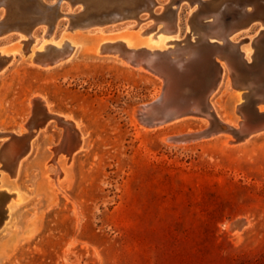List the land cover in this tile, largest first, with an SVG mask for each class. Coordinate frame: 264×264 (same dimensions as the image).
<instances>
[{
  "label": "rangeland",
  "instance_id": "obj_1",
  "mask_svg": "<svg viewBox=\"0 0 264 264\" xmlns=\"http://www.w3.org/2000/svg\"><path fill=\"white\" fill-rule=\"evenodd\" d=\"M158 1L156 14L144 11L141 18H122L124 11L114 7L86 20L84 15L73 20L60 15L54 38L59 41L78 30L72 37L79 47L52 70L31 66L25 59L31 54L28 48L39 45L26 32L0 35V51H16L0 75V130L29 132L24 124L33 114L30 99L38 95L46 98L49 112L76 121L87 141L71 161L63 148L68 125L52 118L33 136L14 177L3 168L8 147L0 138V186L22 196L0 228V264H264V133L246 140L248 135L237 136L223 127H236L224 116L239 126L236 105L244 99L238 102L237 91L242 90L231 85L225 72L211 96L216 108L202 105L201 111L190 114L195 118L146 130L145 124H153L146 110L163 90L161 76L94 53L97 39L128 34L132 22L144 21L146 28L160 20L174 25L176 11L179 32L171 34L176 36L172 44L188 50L202 31L199 4ZM69 2L63 0L62 11L83 8ZM0 8L3 17L6 6ZM92 21L113 22L68 28L70 23ZM44 25L52 31L42 23L35 28L38 34ZM102 26L104 31L87 32ZM261 28L256 22L232 35L243 49ZM20 38L27 41L21 43ZM211 69H204L198 79L206 82ZM200 86L196 84L199 92L194 94L205 91ZM183 133L195 136L184 139ZM57 165L63 168L58 180Z\"/></svg>",
  "mask_w": 264,
  "mask_h": 264
},
{
  "label": "water",
  "instance_id": "obj_2",
  "mask_svg": "<svg viewBox=\"0 0 264 264\" xmlns=\"http://www.w3.org/2000/svg\"><path fill=\"white\" fill-rule=\"evenodd\" d=\"M59 1L52 6L57 13H59L57 10ZM174 2L180 4L181 0H174ZM190 2L191 4L198 2V9H202L203 14L200 20L202 32L195 41L190 42L191 47L186 50V57L176 54L175 59H170L165 52L152 54L145 48L125 49L121 45L116 46L121 57L133 63L142 62L146 68L161 76L164 81L162 95L150 103L146 110L149 122L156 124L187 116L201 111L202 105L212 109V92L219 88L226 72L230 77L231 85L242 90L241 99H244V102L236 105V112L241 114L239 126L223 124V127L244 137L264 130V110H259L260 104L264 105V0H223L215 6H211L207 0H190ZM38 3L35 7L36 11L52 10L44 2L38 0ZM155 7V0H145V3L126 10L129 15L132 13L137 15L144 11L153 14L152 10ZM95 13L97 12H85L84 19ZM256 22H259L262 28L251 41L253 52L248 59L240 46L242 41L236 42L231 39V36L234 32L245 29ZM8 24H10V16L7 14L0 20V29ZM221 62L226 66L225 72ZM207 67L212 68L213 72L204 82L198 78L202 77ZM198 83H202L205 91L201 94H194L195 91L199 92L195 87ZM33 106V114L25 123L29 132L17 134L0 130V138H5L4 144L8 147V155L5 157L7 160L2 161L3 167L11 174L20 159L29 152L31 140L40 127L45 126L52 118L60 123L69 124L63 116L49 112L40 98L33 100ZM40 109L42 114L38 111ZM155 113L159 114L158 118H155ZM209 114L218 119L213 110ZM10 148H14L13 150L17 152L12 154L11 158L8 152ZM67 154L69 155V152ZM2 225L3 223L0 222V228Z\"/></svg>",
  "mask_w": 264,
  "mask_h": 264
},
{
  "label": "bare ground",
  "instance_id": "obj_3",
  "mask_svg": "<svg viewBox=\"0 0 264 264\" xmlns=\"http://www.w3.org/2000/svg\"><path fill=\"white\" fill-rule=\"evenodd\" d=\"M40 1L41 2H44V4L47 7H49V8L52 9V6L54 4H56L58 0L53 1V2H49L47 0H40ZM70 1L73 4H77V3L83 4V8L79 12L73 11L72 9L69 10V8H68V11L67 12H64V11H62L63 0H60L59 1V4H58V9H57L59 11V13H57L55 11V9H52V10H50V9L47 10L46 9L45 12H38V11H36V8H35L39 4L38 3V0H0V7L3 6V5H7L6 6V14L3 13L4 16L3 17H0V20H1V18H4L7 14L10 16V24H8L5 27H3V28L0 29V35L8 32V31H11V30H20L22 32H26L28 35H30L32 37V39L35 42L38 41L39 42V45H38V47L35 46V45H34L35 47H33V45H32V47H29L28 48V52L29 53L31 52V54L30 55L29 54H26L28 56H24L25 59L28 60L30 64H32L31 66H36L38 68H43L45 70H52V69L58 68L59 66L63 65L71 57V55L73 53H75L74 51H77V49L79 47L78 44L74 41V39L72 37V34H75V33H78L79 32L78 30L72 32V34H70L69 36H65L64 38L60 39L59 41H56V39L54 38V35H55L54 32H55V29L57 27V22H58L57 19H58V17L60 15H68V16L72 17V20H73L75 18L76 19L81 18V16H83V15L85 16V14H84L85 12L95 11V12H101V14H102L103 12L106 13L103 10L114 7V8H117V9L121 10L120 12L124 11V14L123 13H121V14L124 15L125 17L121 16L122 18H127V16H129V17H135V18H141L140 14H137V15L135 14L134 15V13H132V14L128 15V12H127V14H125V12L127 11L126 10L127 8H130V7L135 6V5H139L141 3H145V0H70ZM181 1H183V0H181ZM207 1H208V3L211 6H215L217 4V2H218V0H207ZM68 2H69V0H68ZM155 2H156V4L160 3L158 0H155ZM163 4H165V3H163ZM179 5H181V4H179ZM168 7H169V3H166L165 4V8H168ZM85 8H86V10H85ZM152 13L153 14H156L155 9L152 10ZM112 16H114V15H112ZM174 17H175V23H174V25L173 24H170L169 22H164V24L162 25L161 22H163V21L160 20L159 21L160 23H157L156 26H154V24L151 22L149 28H146V26H144V24L141 25V22L142 21L136 23L135 25L132 22L128 26V29L131 30L132 32H129L128 34H125V35H117V36H113V37H101V38L97 39L96 40V44L94 45V53H95L96 57H100L99 59L105 58V59H108L109 61L112 60L114 62H117L119 64H122V65H124V66H126V67H128L130 69H136V70L148 71V72H150L149 69L146 68L142 64V62L133 63L130 60L121 57L120 54H119V49H118V47H116L117 44L123 46V48H125V49L145 48L146 50H149L152 54L165 52L167 54L168 58H170V59H175L177 57L176 54L178 56H181V57L182 56L183 57H186L187 56V54H186L187 51L184 50L182 52L184 46L181 45V48L176 49V46L173 45L174 42H175L173 39L176 38V36L175 35H171V34L173 32H179L178 20H180V19H179L178 11H176V15ZM108 22H113V21H99V22L92 21L91 23H87V24H80V23L77 24L76 23V24H72V25L70 23V26L68 28L76 29V28H80L81 26H84V27L91 26L92 27V25H94V26H96V25H104V24H106ZM42 23L51 25L52 31L50 32V30H48L46 28L47 25L46 26L44 25L43 27L41 26V33L38 34L37 33V30L35 28L39 24L42 25ZM138 26H140V27H138ZM134 27H137L139 29L132 30V29H134ZM105 28L106 27H103V26L100 27V28H97L96 27L95 29L88 28L90 30H87V32H94L96 30H98V31H104ZM82 31H83V29H82ZM254 35H256V34H254ZM234 37L235 36L232 35L231 36V39L232 40H235ZM177 38H178V36H177ZM24 39H21L20 38V42L22 43V41H24V42L27 41V40H24ZM192 39H194V37ZM249 39H250V37H249ZM169 44L170 45H173V46H169ZM21 47H22V45L20 46V48ZM243 51H244L246 57L249 59L250 58V55L253 52L252 47H251V43L247 47L243 48ZM19 52H21V51H19ZM15 54H16V51H12V52L11 51L10 52L0 51V75H2L5 72V70H7V66H8L7 64L10 63L11 60L15 57ZM221 64L224 67V72H225L226 71V66H225V64L223 62H221ZM211 70H213V69H211ZM203 74H205V73H203ZM228 83H229V81H228ZM200 87H202V86H200ZM200 89H202V88H200ZM161 91L162 92L160 93V96L163 93V90H161ZM214 93H215V91L212 92V95ZM241 94H242V91L241 92L240 91L239 92L237 91L238 102L241 100ZM157 95H159V94H157ZM36 98L42 99L44 105L47 107L48 110L51 111V108H49L48 102H47V100H46V98L44 96H38L37 95L34 98L30 99L31 104L33 103V100L36 99ZM146 103L144 105L148 106L149 103H147V104ZM211 103H212V108H216L215 107V102L213 101L212 98H211ZM140 105L141 104H139L138 107H140ZM32 106H33V104H32ZM146 108L147 107H145V109ZM32 109L33 108H31V110ZM152 109H154V108H152ZM156 109L158 110L159 108H156ZM157 110H156V112H157ZM208 110H210V109H208ZM259 110H264V105L259 106ZM213 111L215 112V110H213ZM143 112H144V110H143ZM158 113H155L154 114L155 118H158V115H159ZM65 117H66V119H68L69 124H67L68 127H66L67 131L65 133L66 135H65L64 142H63L64 143V147L63 148H64V150H66L67 152H69V155H70L69 156L70 157L69 159L71 160V159H73V157L75 156V153L78 150H82V149H85L86 148L87 141H86L85 135L78 130V125L79 124L76 121H74L71 117H69L67 115ZM193 117L194 116H190V115H188V116H181V117H177V118H174L172 120H169L168 122H160V123L152 124L150 127H146L147 125L145 124L146 126L144 125L143 127L146 130H154V129H157V128L165 127L166 125H169L171 123H175V122H178V121H181V120H184V119H188V118H193ZM196 117H198V116L196 115ZM224 117H225L224 118L225 119V122L230 123V124L232 123L236 127L238 126L237 121H235V120L234 121L233 120H229L228 118H226V116H224ZM143 119H144V117H143ZM136 125H137V123H136ZM21 126H22V129L20 128V130H21V132H24V130H25L24 126L23 125H21ZM138 126H139V124H138ZM141 126H142V124H141ZM210 133H212V132H209V134ZM261 133H264V130H259L257 132H253V133H251V134L248 135V137L246 138V140H248L254 134H261ZM35 134H37V131L35 132ZM183 134H186V133H183ZM191 134H193V133H189V134L183 135L182 138H184V139H187L188 138L189 139L190 137L195 136V134H193V135H191ZM237 136H238V134H237ZM173 137L175 138V135L174 136L172 135L169 138H172V140H175ZM231 137H232V135H231ZM204 138H206V137H204ZM179 139H181V138H179ZM229 139H230V137H229ZM175 142L177 143L176 140H175ZM225 142H228V141L226 140ZM234 142H236V141H234ZM237 142H238V139H237ZM230 143L233 144L232 141H230ZM13 149L14 148H10V150L8 151L9 152V155H10V157L8 156L9 158H11L12 154H16L17 153L16 150H13ZM25 156L20 159V161L18 162L16 168L14 169V172H13V176L14 177L15 176L17 177V174L19 173V170L21 169V166L23 164V161L25 159ZM53 156H54V154H53ZM0 159H1V157H0ZM55 159H56V157H55ZM52 162H54V161H52ZM5 164H7V162H5ZM60 174H63V168L60 165H57V169H56V172H55V176L57 177V180H58V175H60ZM21 200H22V196H21V194H20V192L18 190H11V189L8 188V186L6 187L4 185L3 186L2 185L0 186V222H2L4 224L7 223L6 219L8 217H10L11 213L13 212V210L15 209V207L19 205V203L21 202ZM8 222H9V220H8Z\"/></svg>",
  "mask_w": 264,
  "mask_h": 264
}]
</instances>
